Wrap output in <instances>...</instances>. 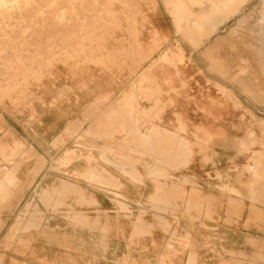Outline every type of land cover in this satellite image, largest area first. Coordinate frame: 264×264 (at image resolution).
I'll return each instance as SVG.
<instances>
[{
    "label": "rangeland",
    "instance_id": "rangeland-1",
    "mask_svg": "<svg viewBox=\"0 0 264 264\" xmlns=\"http://www.w3.org/2000/svg\"><path fill=\"white\" fill-rule=\"evenodd\" d=\"M182 2L0 0V264H151L135 259L130 250L126 255L118 254L112 262H98L92 245L84 242L88 235L99 232L100 251L104 252L108 230L95 227L97 219L89 217L93 214L78 212L83 205L82 189L69 179L45 180L47 159L56 162L64 156L67 161L76 152L62 148L65 137L62 139L61 134L51 141L54 134L48 132L52 120L49 110L60 105L63 96L85 90L84 84L73 88L69 83L77 79L78 66L87 61V50L91 54L94 49V60L107 68L104 55L110 53L103 52L97 41L110 28L119 29L117 14L123 23L125 14L132 16L134 26L144 30L160 28L166 42L160 62L174 68L175 74L180 64L188 62L186 66H191L190 70L205 78L207 84L213 83L219 95L199 96L195 101L207 103L205 109L208 114L212 112V129L207 131L212 136L210 141L197 137V133L199 137L205 133L200 126L196 132H189L181 118L176 119L175 132H159L156 128L143 137L150 145L153 140L165 143L167 157L180 154L183 159L177 168L184 169L183 175L192 174L181 181L176 178L182 188L173 184L174 175H165L171 181H164L157 189L172 185L171 200L185 205L186 214L194 212L204 217L205 206L211 202L202 189L212 187L206 178L213 174L214 188L224 184L222 187L230 194L227 215L239 220L229 221L230 236L241 233L240 261L235 264H264V0H238L232 11L218 4L213 19L208 13L210 0H185L184 9L180 8ZM83 37L88 41L79 50L75 40ZM136 55L140 61L148 57L138 52ZM70 63L73 68L67 66ZM240 67H246L245 71L240 73ZM137 82L132 90L141 92L148 80ZM181 88L186 89L184 96L188 99L193 89L188 83ZM118 95L111 92L102 96ZM47 96L54 98L48 103ZM86 132L75 125L66 131V137L74 139L75 145H83L85 140L94 139ZM116 135L114 132L112 139ZM31 145L36 151L32 167ZM148 152L146 156H152L153 151ZM194 153L199 156L198 165L189 169ZM257 175L262 177L256 179ZM259 188L263 190L259 197L248 196L249 189ZM238 196L237 200L232 198ZM71 197L76 200L74 206ZM157 198L162 204L168 200ZM238 199L244 203L237 214L233 210ZM123 210L133 229L128 241L131 249L136 243L134 238L145 235L140 227L142 212ZM16 223L19 227L14 230ZM118 231L126 235L122 227ZM188 264H194L192 254Z\"/></svg>",
    "mask_w": 264,
    "mask_h": 264
},
{
    "label": "crops",
    "instance_id": "crops-1",
    "mask_svg": "<svg viewBox=\"0 0 264 264\" xmlns=\"http://www.w3.org/2000/svg\"><path fill=\"white\" fill-rule=\"evenodd\" d=\"M210 1L212 8L208 13L211 14V19L219 10L218 4L225 5L228 11L238 6V0ZM184 4L185 0L181 9H184ZM116 17L119 29L110 28L104 36L100 34V41H97L103 52L110 53L104 55L107 68L94 60V49L91 54L87 50V61L78 66L77 79L69 83L73 88L76 84L79 87L84 84L85 90H76L70 96H63L62 103L49 110L48 117L52 116V120L48 132L54 134L51 141L61 134L62 139L65 137V146L62 148L76 152L67 161L62 156L63 152L56 162L54 158L47 159L45 180L69 179L82 189L83 200L80 204L83 205L78 212L93 214L89 217L97 219L98 225L95 227L108 230L105 237L108 248L104 252L100 251L101 233H91L84 242L92 245L96 256L94 258L98 262H112L118 258V254L126 255L130 250L135 259L143 263L159 264L169 261L170 264H188L192 254L194 264H202L200 261H204V264H235L240 261L241 233H233L234 238L230 236L232 229L229 221L239 220L230 219L227 215V199L230 194L222 187L224 184L221 188H214L213 174L210 176L211 180L207 176V184L211 181L212 185L202 189L209 198L207 201L211 202L205 206L207 214L204 217L194 212L186 214L185 205L179 206L171 200L174 192L169 187L172 185L157 189V185L171 181L165 175H174L173 184L182 188V184L176 183V178L180 177L181 181L183 176L192 175H183L184 169L177 168L183 158L180 154L167 157L164 154L165 143L153 140L150 145L143 139L149 131L156 128L159 132H175L178 118L183 119L189 132H196L199 126V130L209 132L213 125L212 112L208 114L205 109L207 103L201 105L195 101L201 98L199 96L219 95L213 83L207 84L205 78L191 71V66H186L188 62L178 66V74H175L174 68L160 62V56L166 51L165 35L160 28L144 30L134 26L132 16L128 14L123 16L124 23L118 14ZM75 41L78 44L75 46L83 50L82 44L88 39L83 37ZM137 52L146 54L147 59L137 60ZM67 66L74 67L72 63ZM244 68L240 67V73L245 71ZM135 76L137 78L134 81ZM139 79L140 82L148 80V83L142 86L141 92L139 89L135 92L132 88L134 84L137 88ZM182 82L188 83L193 89L187 95L188 99L184 96L186 89L181 88L185 86ZM174 90L176 92L172 94ZM111 92H119L120 95L102 96L111 95ZM53 98L54 96H47L48 103ZM75 125L81 126L84 132L92 133L94 139L85 140L83 145H75L74 139L66 137V131H71ZM114 132L117 135L112 139ZM30 148L34 154L31 157L33 161L30 160L32 167L36 162V151L34 146L31 145ZM149 150L153 151L150 157L146 156ZM198 159V154L194 153L187 168L198 165ZM38 175L39 173L36 176ZM260 178L259 175L257 179ZM248 192L250 197H259L263 190L249 189ZM157 197H166L168 200L164 204L157 203L160 201ZM232 198L237 200L240 196ZM70 200H73L71 206H74L76 200L72 197ZM238 200L240 202H236L233 210L237 214L244 203L243 199ZM123 209L134 214L142 212L140 227L145 235L134 238L136 243L131 249H128V241L133 229L131 231V221ZM135 221L134 219L132 223L135 224ZM17 227L18 223L14 230ZM121 227L127 236L119 233L118 228Z\"/></svg>",
    "mask_w": 264,
    "mask_h": 264
},
{
    "label": "bare ground",
    "instance_id": "bare-ground-1",
    "mask_svg": "<svg viewBox=\"0 0 264 264\" xmlns=\"http://www.w3.org/2000/svg\"><path fill=\"white\" fill-rule=\"evenodd\" d=\"M201 31H202V30H201ZM183 84L185 85V83H183ZM184 85H183V86H184ZM199 133H200V134H203L202 132H199ZM197 137H198V138L207 139V140L210 141L212 136H210V134H207V132H205V133L203 134V137H199V136H198V133H197ZM199 148H201V147H199ZM193 152H194V151H193ZM200 152H201V151H200ZM259 159H261V158H259ZM257 177H258V175L256 176V179H257ZM261 177H262V176H261ZM10 231H11V230H10Z\"/></svg>",
    "mask_w": 264,
    "mask_h": 264
}]
</instances>
